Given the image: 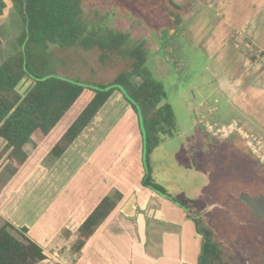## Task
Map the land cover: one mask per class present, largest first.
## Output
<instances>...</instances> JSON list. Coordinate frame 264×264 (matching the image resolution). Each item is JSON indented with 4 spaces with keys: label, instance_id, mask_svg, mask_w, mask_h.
<instances>
[{
    "label": "crops",
    "instance_id": "obj_1",
    "mask_svg": "<svg viewBox=\"0 0 264 264\" xmlns=\"http://www.w3.org/2000/svg\"><path fill=\"white\" fill-rule=\"evenodd\" d=\"M217 6L220 15L203 46L215 43L218 64H234L236 69L226 68L231 75L225 78L213 76L218 87L211 94H224L239 113L244 105L254 106L251 114L232 121L234 128L245 119L264 130V0H217ZM246 50L256 53L254 62ZM31 83L22 78L18 92L24 94ZM202 103L203 115H209ZM192 125L199 146V138L203 141L208 131L203 124ZM4 146L0 138V225L7 222L25 230L44 255L36 264H199L203 236L195 212L209 176H203L207 185L201 183L194 192L200 205L182 192L179 199L145 185L138 116L119 91L110 94L59 157L46 156L8 195L3 189L11 172ZM22 150L30 155L32 143H24ZM199 154L202 162L205 157ZM153 159L150 151L148 165ZM105 197L115 202L114 208L80 251H74L76 231Z\"/></svg>",
    "mask_w": 264,
    "mask_h": 264
},
{
    "label": "rangeland",
    "instance_id": "obj_2",
    "mask_svg": "<svg viewBox=\"0 0 264 264\" xmlns=\"http://www.w3.org/2000/svg\"><path fill=\"white\" fill-rule=\"evenodd\" d=\"M82 2L92 27L125 32L129 47L134 44L143 47L146 66L165 88L173 112L175 134L155 136V151L151 150L154 159L149 165L151 172H156L151 176L154 184L166 195L181 199L178 193L182 192L185 197L192 198L191 203L200 205L194 192L201 183H207L203 176L208 175L210 183L195 212L199 216V231L211 227L218 239L235 252L241 264H264V221L253 217L238 197L244 190L264 193V130L256 129L245 119L241 126H236L237 130L231 127L236 117L251 114L254 106L244 105V112L239 113L224 94H211L218 87L213 76L225 78L231 75L225 72L226 68L234 71L236 67L234 64L227 66L229 63H222L225 67L218 64L214 57L216 48L212 47L215 43L208 48L203 46L211 37L216 16L221 11L218 7L222 5L217 6V0ZM23 28L16 5L6 3L0 17V63L15 54L16 38ZM25 44L30 66L42 76L56 75L98 85L109 83L116 74L127 69L124 58H111L110 67L102 65L97 48L85 51L78 46L59 48L49 44L44 47L29 41ZM250 52L246 50V56L254 62L256 53ZM129 79L135 86L140 81L132 75ZM202 102L206 103L209 115H203ZM142 118L144 125L143 115ZM193 121L203 124V129L208 131L203 141L199 138V146L193 137ZM195 134L199 137L198 129ZM147 136L153 138L150 130L146 132V140ZM199 152L205 157L202 162ZM219 178L228 180H215Z\"/></svg>",
    "mask_w": 264,
    "mask_h": 264
},
{
    "label": "trees",
    "instance_id": "obj_3",
    "mask_svg": "<svg viewBox=\"0 0 264 264\" xmlns=\"http://www.w3.org/2000/svg\"><path fill=\"white\" fill-rule=\"evenodd\" d=\"M6 3L16 5L24 28L16 38L15 54L0 63V138L5 141L4 150H9L11 172L4 193L15 191L46 156L59 157L114 90L122 93L136 113V105L140 108L146 132L150 130L153 135L152 139L147 136V154L155 147L157 136L173 133L174 117L165 88L146 66L143 47L128 46L127 33L92 27L82 0H0V17ZM171 5L180 9L178 5ZM27 41L44 47L56 44L59 48L78 46L85 51L97 48L102 65L110 67L111 58H124L127 69L109 83L98 85L56 75L42 76L30 66ZM130 75L139 78L138 85L131 83ZM24 77L32 83L20 94L17 86ZM28 141L33 145L30 155L22 150ZM145 178V185L166 195L152 181L148 163ZM114 206L109 197L97 204L76 231L74 251H80ZM24 231L16 230L7 222L0 225V264H36L44 259L41 248ZM201 234L199 264H241L235 252L218 239L211 227Z\"/></svg>",
    "mask_w": 264,
    "mask_h": 264
},
{
    "label": "water",
    "instance_id": "obj_4",
    "mask_svg": "<svg viewBox=\"0 0 264 264\" xmlns=\"http://www.w3.org/2000/svg\"><path fill=\"white\" fill-rule=\"evenodd\" d=\"M128 99L131 101V103H134V100L130 97ZM137 109V116H138V122L139 127L143 139V148H142V161L144 164V168L147 166V141H146V132L143 125V118L142 113L140 111V108L136 105ZM239 198L244 201L250 208V211L253 215L256 217L264 220V194H260L257 196H251L246 193H240Z\"/></svg>",
    "mask_w": 264,
    "mask_h": 264
},
{
    "label": "flooded vegetation",
    "instance_id": "obj_5",
    "mask_svg": "<svg viewBox=\"0 0 264 264\" xmlns=\"http://www.w3.org/2000/svg\"><path fill=\"white\" fill-rule=\"evenodd\" d=\"M231 127H233V126H231ZM232 129V128H231ZM233 129H236V128H234L233 127ZM237 130V129H236ZM240 132V131H239ZM240 135V134H239ZM240 137H242V135H240ZM239 152H241V151H239ZM209 180H211L210 179V177L208 178V185H209ZM215 180H228L227 178H219V179H215ZM208 185L205 187V188H207L208 187ZM205 192V191H204ZM246 193V194H248V195H251V196H257V195H260V194H264V193H262V192H259V193H252V192H249V190H244V191H240L239 192V194L240 193ZM239 194H238V197H239ZM240 199V198H239ZM241 200V199H240ZM242 201V200H241ZM242 202H244V201H242ZM245 203V202H244ZM246 204V203H245ZM247 205V204H246ZM248 206V205H247ZM248 208H249V206H248ZM249 210H250V208H249ZM251 212V211H250ZM209 213V212H208ZM252 214V213H251ZM253 215V214H252ZM253 217H256L255 215H253ZM256 218H258V217H256ZM258 219H260V218H258ZM260 220H262V219H260ZM264 221V220H263Z\"/></svg>",
    "mask_w": 264,
    "mask_h": 264
}]
</instances>
